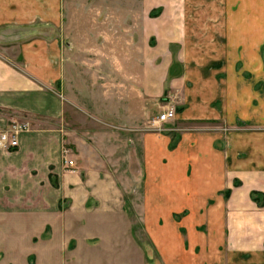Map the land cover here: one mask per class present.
<instances>
[{
	"label": "crops",
	"instance_id": "0c3cea01",
	"mask_svg": "<svg viewBox=\"0 0 264 264\" xmlns=\"http://www.w3.org/2000/svg\"><path fill=\"white\" fill-rule=\"evenodd\" d=\"M263 46L264 0H0V128L30 127L0 149V222L34 218L63 264H264ZM76 91L94 129L40 130L71 125ZM152 106L175 108L163 131Z\"/></svg>",
	"mask_w": 264,
	"mask_h": 264
},
{
	"label": "rangeland",
	"instance_id": "374dc122",
	"mask_svg": "<svg viewBox=\"0 0 264 264\" xmlns=\"http://www.w3.org/2000/svg\"><path fill=\"white\" fill-rule=\"evenodd\" d=\"M139 49L142 51V46L138 45ZM113 48V49H112ZM114 47H110L109 45H102V56L103 59L100 62L101 66L103 69H106L109 67V54L112 50H114ZM150 49H147L146 52H149ZM152 51V49H151ZM118 52H119V57L122 60V65L128 66L127 61L124 58L123 52L127 53L126 50L123 49V45L118 46ZM261 52L264 57V46L261 49ZM89 57H93V52H88ZM136 60V59H135ZM132 66V62L130 61V67ZM137 62L134 61V67L136 68ZM76 97H79V99H75ZM74 100L72 101H67L71 102L73 104V108L71 109L72 111L70 112L71 114L68 115V118H70L71 125H64L63 121V116L59 117L57 120L55 119H39L37 121V127L40 130H46L47 128H53L60 135H63L64 131L67 129L71 130H76L78 135H81V132L79 131V128L84 129L86 126L87 128H92L93 125L90 122V118L87 114H91L94 112V103L96 102L91 99L87 94H80L77 93L75 94V98L72 96ZM171 100V96L169 95L168 91H165L162 95L161 98H159V102H168ZM102 99L98 98V103H101ZM103 103V102H102ZM86 105V106H85ZM93 105V106H92ZM87 107L88 108V113H86L85 110L81 109ZM95 113V112H94ZM160 113L159 108L156 106H152L151 111L149 113V117L142 126L143 128L146 129V126L149 123V120L156 117ZM97 115V114H96ZM171 121V120H170ZM68 122V121H67ZM87 123V124H86ZM89 123V124H88ZM168 122H166L164 125H166ZM108 129L111 130H119L122 132V136L126 135V131H123L121 127H111L109 126ZM121 129V130H120ZM148 130V129H146ZM83 134V133H82ZM62 141V140H61ZM62 146H67L70 148V153L69 157L74 159V162L71 166L68 168L70 170L76 169L78 163L76 162V159L78 161V158L74 156V149L72 145H70L67 142H62L60 145V155H61V148ZM106 161L107 159L104 158ZM112 161H115L112 159ZM118 165L117 167H112L111 170L114 179H123L125 176L130 175L128 173L129 171V166L131 167H137L138 163H136L135 160L129 159L126 156L119 157L118 158ZM103 176V175H101ZM53 179L55 182L57 181V176L53 175ZM64 206H66V201L64 202ZM12 212H8V216L6 217V221H1L0 222V264H63L58 262L61 258L64 257V254L57 253L56 251H53L51 247H47L46 245V236H47V229L41 234V235H34L30 239V233L33 231L35 232L36 229V221L34 218H30L28 215H24L20 217H16L11 214ZM19 218V219H18ZM46 214H41L38 216V221H42L43 219L45 220ZM39 232V231H37ZM35 232V233H37ZM83 257L86 256L87 261H85L83 264H99V261L106 259L107 255H104L103 253H88L85 252L82 255Z\"/></svg>",
	"mask_w": 264,
	"mask_h": 264
},
{
	"label": "built area",
	"instance_id": "2783aa9c",
	"mask_svg": "<svg viewBox=\"0 0 264 264\" xmlns=\"http://www.w3.org/2000/svg\"><path fill=\"white\" fill-rule=\"evenodd\" d=\"M176 111L174 107H168L160 112L156 117L149 120L146 129L153 131H163L165 123L174 119ZM29 123L26 121L10 120L0 128V149H10L19 146L20 136L29 131ZM70 148L62 146L61 159L65 166L69 167L73 164V160L69 157Z\"/></svg>",
	"mask_w": 264,
	"mask_h": 264
},
{
	"label": "trees",
	"instance_id": "16d2710c",
	"mask_svg": "<svg viewBox=\"0 0 264 264\" xmlns=\"http://www.w3.org/2000/svg\"><path fill=\"white\" fill-rule=\"evenodd\" d=\"M49 177H50V181H52L53 185H56V182L53 179H51V178H53V176L51 174H49ZM228 194H229V190H226L225 196H227ZM255 194H256V192L252 191V199L257 201L258 203H261L259 200V197H257Z\"/></svg>",
	"mask_w": 264,
	"mask_h": 264
}]
</instances>
